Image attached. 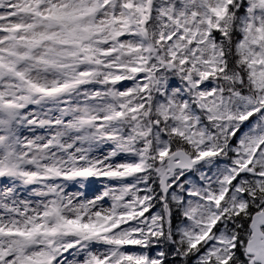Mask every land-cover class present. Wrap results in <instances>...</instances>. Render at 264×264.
Returning a JSON list of instances; mask_svg holds the SVG:
<instances>
[{
  "label": "snow or ice",
  "instance_id": "obj_1",
  "mask_svg": "<svg viewBox=\"0 0 264 264\" xmlns=\"http://www.w3.org/2000/svg\"><path fill=\"white\" fill-rule=\"evenodd\" d=\"M0 264H264V0H0Z\"/></svg>",
  "mask_w": 264,
  "mask_h": 264
},
{
  "label": "rangeland",
  "instance_id": "obj_2",
  "mask_svg": "<svg viewBox=\"0 0 264 264\" xmlns=\"http://www.w3.org/2000/svg\"><path fill=\"white\" fill-rule=\"evenodd\" d=\"M94 188H98L99 187V184L97 183L96 185L93 186Z\"/></svg>",
  "mask_w": 264,
  "mask_h": 264
}]
</instances>
